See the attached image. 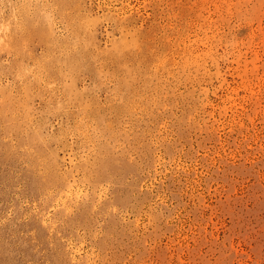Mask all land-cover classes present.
Here are the masks:
<instances>
[{
    "label": "rangeland",
    "instance_id": "1",
    "mask_svg": "<svg viewBox=\"0 0 264 264\" xmlns=\"http://www.w3.org/2000/svg\"><path fill=\"white\" fill-rule=\"evenodd\" d=\"M0 264H264V0H0Z\"/></svg>",
    "mask_w": 264,
    "mask_h": 264
},
{
    "label": "bare ground",
    "instance_id": "2",
    "mask_svg": "<svg viewBox=\"0 0 264 264\" xmlns=\"http://www.w3.org/2000/svg\"><path fill=\"white\" fill-rule=\"evenodd\" d=\"M197 5V4H196ZM227 6V5H226ZM227 8V7H226ZM198 10V9H197ZM203 10V9H202ZM183 12V11H182ZM123 15V14H122ZM115 16V15H114ZM183 16V15H182ZM194 17V16H193ZM175 18V17H174ZM195 18V17H194ZM122 21V20H121ZM125 22V21H124ZM136 22V21H135ZM208 23V22H207ZM134 24V23H133ZM156 24V23H155ZM185 24V23H184ZM188 24V23H187ZM210 24V23H209ZM205 26V25H204ZM209 26V25H208ZM212 26V25H211ZM210 26V27H211ZM139 27V26H138ZM207 27V26H206ZM213 27V26H212ZM216 27V26H215ZM214 28V27H213ZM162 29V28H161ZM226 29V28H225ZM172 30H174V29H172ZM219 31V30H218ZM91 32V31H90ZM166 32V31H165ZM207 32V31H206ZM170 33V32H169ZM201 33V32H200ZM164 34V33H163ZM167 34V33H166ZM197 35V34H196ZM204 35V34H203ZM68 36V35H67ZM93 37V36H92ZM211 37V36H210ZM216 37H218V36H216ZM124 38V37H123ZM122 38V39H123ZM209 38V37H208ZM232 38V37H231ZM127 40V39H126ZM208 41V40H207ZM216 41V40H215ZM222 41V40H221ZM118 42H119V40H118ZM117 42V43H118ZM217 42V41H216ZM255 42V41H254ZM113 43H115V42H113ZM128 43V42H127ZM134 43V42H133ZM68 44V43H67ZM122 44V43H121ZM121 44H120V46H121ZM175 44H177V43H175ZM212 44H213V46H214V43H213V41H212ZM113 45H115V44H113ZM154 45V44H153ZM162 45V44H161ZM189 45V44H188ZM206 45V44H205ZM118 46H119V43H118ZM128 46V45H127ZM125 47V48H128V47ZM136 46V45H135ZM208 46H210V45H208ZM212 46V47H213ZM50 47V46H49ZM68 47V46H67ZM77 47V46H76ZM185 47V46H184ZM130 48V47H129ZM118 49V48H117ZM123 49V48H122ZM137 49V48H136ZM205 49V48H204ZM50 50V49H49ZM95 50V49H94ZM120 50V49H119ZM129 50V49H128ZM127 50V51H128ZM141 49H139V51H140ZM160 50V49H159ZM158 50V51H159ZM202 50V49H201ZM199 51V52H201L202 53V51ZM207 50V49H206ZM205 50V51H206ZM211 50V49H210ZM38 51V50H37ZM126 51V52H127ZM162 51H164V50H162ZM186 51V50H185ZM228 51V50H227ZM117 52V51H116ZM171 52V51H170ZM183 52V51H182ZM53 55V54H52ZM121 55V54H120ZM203 55V54H202ZM61 56V55H60ZM197 56V55H196ZM229 56V55H228ZM107 57V56H106ZM156 57V56H155ZM166 57H167V55H166ZM127 58V57H126ZM191 58H193V57H191ZM209 58L211 59V60H213V57H211V56H209ZM205 59V58H204ZM207 59V58H206ZM234 59V58H233ZM113 61V60H112ZM205 61V60H204ZM49 62V61H48ZM101 62V61H100ZM213 62V61H212ZM66 63V62H65ZM108 63V62H107ZM163 63V62H162ZM207 63V62H206ZM140 64V63H139ZM174 64V63H173ZM148 65V64H147ZM30 66V65H29ZM155 67V66H154ZM181 67H182V74H183V76H185L184 78L185 79H187V78H190L191 77V74H192V72H195V73H197L202 67H203V62L201 61V60H199L198 59V57L197 58H195L194 57V59H186L182 64H181ZM205 67V66H204ZM54 68V67H53ZM143 68V67H142ZM228 68V67H227ZM105 69V68H104ZM207 69V68H206ZM117 70V69H116ZM202 70V69H201ZM147 71V70H146ZM162 71V70H161ZM173 71V70H172ZM202 71H204V70H202ZM198 74V73H197ZM150 75V74H149ZM194 76H195V74H194ZM20 77V76H19ZM164 77V76H163ZM195 78V77H194ZM4 79V78H3ZM11 80V79H10ZM189 80H191V79H189ZM153 81V80H152ZM243 82V81H242ZM192 84V83H191ZM200 84V83H199ZM181 85V84H180ZM232 87V86H231ZM112 88V87H111ZM189 88V87H188ZM8 89V88H7ZM240 93H241V91H240ZM113 94V93H112ZM142 94V93H141ZM114 95H115V93H114ZM128 95V94H127ZM165 95V94H164ZM123 96V95H122ZM200 96V95H199ZM117 98V97H116ZM145 98V97H144ZM183 99H182V101H183V104H184V106H186V112L185 113H183L182 114V116L183 117H181L180 119H179V121H181L183 124L185 123V122H190V124H191V122H192V120L194 119V117H195V115H196V113H197V103H198V96H197V93L195 92V90H194V88H192L191 90H188V91H186V92H184L183 93V97H182ZM131 99V98H130ZM109 101V100H108ZM250 102V101H249ZM101 103V102H100ZM222 104V103H221ZM114 105V104H113ZM115 106V105H114ZM237 106V105H236ZM67 107V106H66ZM82 107V106H81ZM173 107V106H172ZM199 107V106H198ZM239 107V106H238ZM14 108V107H13ZM105 111V110H104ZM112 111H114V110H112ZM178 111V110H177ZM84 112V111H83ZM129 113V112H128ZM155 113V112H154ZM170 113V112H169ZM8 114V113H7ZM141 114V113H140ZM139 114V115H140ZM163 114V113H162ZM62 115V114H61ZM78 115H79V113H78ZM170 115V114H169ZM237 116V115H236ZM92 117V116H91ZM140 117V116H139ZM169 117V116H168ZM108 118H110V117H108ZM113 118V117H112ZM231 118V117H230ZM98 119V118H97ZM177 119V118H176ZM243 120V119H242ZM59 122V121H58ZM57 122V123H58ZM130 122V121H129ZM175 122V121H174ZM205 122V121H204ZM40 123V122H39ZM89 123V122H88ZM88 123H87V125H86V127H90V125H88ZM112 123V122H111ZM66 124V123H65ZM77 124V123H76ZM91 124V123H90ZM125 124V123H124ZM138 124V123H137ZM175 124V123H174ZM188 124V123H187ZM186 124V126H189V125H187ZM202 124V123H201ZM75 125V124H74ZM73 125V126H74ZM176 125V124H175ZM193 125V124H192ZM171 126V125H170ZM181 125H179V127H180ZM88 127V128H89ZM96 127V126H95ZM179 127H176V128H178V129H180ZM35 128V127H34ZM62 128V127H61ZM175 128V127H174ZM65 129V128H64ZM71 129V128H70ZM182 129V128H181ZM78 130H81V129H78ZM67 131V130H66ZM85 131H87V129H85L84 130V132ZM93 131V130H92ZM62 132V131H61ZM60 132V133H61ZM84 132H81V133H84ZM185 132V131H184ZM66 133V132H65ZM69 133V132H68ZM75 133H76V131H75ZM90 133V132H89ZM191 133V132H190ZM77 134V133H76ZM75 134V135H76ZM91 134V133H90ZM62 135V134H61ZM72 135H74V134H72ZM83 135V134H82ZM81 135V136H82ZM84 135H85V133H84ZM83 135V137H86V136H84ZM88 135V134H87ZM179 135V134H178ZM213 135V134H212ZM69 136V135H68ZM79 136V135H78ZM81 136H79V137H81ZM43 137V136H42ZM41 137V138H42ZM46 137V136H45ZM88 137H89V135H88ZM87 138V137H86ZM89 139V138H88ZM91 139V138H90ZM80 140V139H79ZM86 140V139H85ZM85 140H82V141H85ZM100 140V139H99ZM185 140V139H184ZM76 141V140H75ZM81 141V140H80ZM80 141H79V143H80ZM82 141H81V143H82ZM89 141H91V140H89ZM62 142V141H61ZM78 142V141H77ZM92 142V141H91ZM150 142V141H149ZM162 142V141H161ZM94 142H92V144H93ZM36 144V143H35ZM67 144V143H66ZM168 144V143H167ZM89 145V144H88ZM82 146V145H81ZM87 146V145H86ZM159 146V145H158ZM85 147V146H84ZM92 147V146H91ZM167 147V146H166ZM151 148V147H150ZM68 149V148H67ZM169 148H167V153L169 152ZM75 151H77V149L75 150ZM86 151V150H85ZM78 152V151H77ZM83 152V151H82ZM84 153V152H83ZM82 153V154H83ZM87 153V152H86ZM90 153V152H89ZM102 151H98V153L97 154H95V157L96 158H98L99 160H100V157H102ZM77 155V154H76ZM75 157V156H74ZM79 158V157H78ZM81 158V157H80ZM145 158H146V156H145ZM75 159V158H74ZM86 160V159H85ZM88 161V160H87ZM92 161V160H91ZM49 162H50V164H51V166H53V168L54 169H56V170H60V164H59V160L57 159V157L54 155V153L53 154H51V156H49ZM90 162V161H89ZM93 162V161H92ZM91 162V163H92ZM148 162V161H147ZM89 164V163H88ZM39 165V164H38ZM100 167H101V165H100ZM40 169V168H39ZM102 169H104V170H106V168L105 167H103ZM37 170V169H36ZM39 171V170H38ZM104 174V173H103ZM83 175H84V177L85 176H87V178L85 179V180H87L88 181V184H91V186L92 187H97L99 184H98V182H97V180L95 179L96 178V176L95 175H93V176H88L84 171H83ZM61 185H62V187H63V189L65 190V191H70L71 189H72V187H71V184L67 181V180H59L58 181ZM47 183H48V181H47ZM79 186V185H78ZM85 188V187H84ZM80 189V188H79ZM87 189V188H86ZM143 191V190H142ZM70 193V192H69ZM79 197V196H78Z\"/></svg>",
    "mask_w": 264,
    "mask_h": 264
}]
</instances>
